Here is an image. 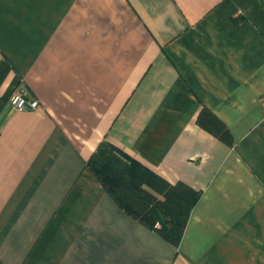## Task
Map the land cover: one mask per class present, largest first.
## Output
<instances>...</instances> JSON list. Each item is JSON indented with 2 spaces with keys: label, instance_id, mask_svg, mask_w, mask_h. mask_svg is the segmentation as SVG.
<instances>
[{
  "label": "crops",
  "instance_id": "1",
  "mask_svg": "<svg viewBox=\"0 0 264 264\" xmlns=\"http://www.w3.org/2000/svg\"><path fill=\"white\" fill-rule=\"evenodd\" d=\"M261 99L264 0H0V264H264ZM102 143L200 194L177 247L90 172Z\"/></svg>",
  "mask_w": 264,
  "mask_h": 264
},
{
  "label": "trees",
  "instance_id": "2",
  "mask_svg": "<svg viewBox=\"0 0 264 264\" xmlns=\"http://www.w3.org/2000/svg\"><path fill=\"white\" fill-rule=\"evenodd\" d=\"M87 167L120 210L177 247L199 193L181 183L169 185L109 143L99 145ZM143 185L164 200L158 201Z\"/></svg>",
  "mask_w": 264,
  "mask_h": 264
},
{
  "label": "built area",
  "instance_id": "3",
  "mask_svg": "<svg viewBox=\"0 0 264 264\" xmlns=\"http://www.w3.org/2000/svg\"><path fill=\"white\" fill-rule=\"evenodd\" d=\"M28 94L22 89H16L13 91L9 98V104L11 107L16 109V111L22 110H32L38 107V101L34 98H28ZM264 101V100H260Z\"/></svg>",
  "mask_w": 264,
  "mask_h": 264
},
{
  "label": "rangeland",
  "instance_id": "4",
  "mask_svg": "<svg viewBox=\"0 0 264 264\" xmlns=\"http://www.w3.org/2000/svg\"><path fill=\"white\" fill-rule=\"evenodd\" d=\"M142 188H144L146 191H150V192H154V191H152V189L150 188V187H148L147 185H143L142 186ZM156 195H158V194H156ZM159 196V197H158ZM156 198H157V200L158 201H163L164 200V196L162 195H158ZM154 227L156 228V229H158V228H160V224L159 223H155V225H154Z\"/></svg>",
  "mask_w": 264,
  "mask_h": 264
}]
</instances>
